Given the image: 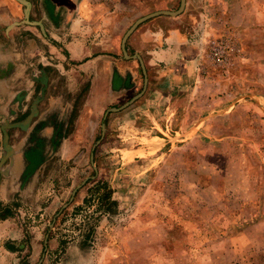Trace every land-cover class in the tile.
<instances>
[{
  "label": "rangeland",
  "instance_id": "374dc122",
  "mask_svg": "<svg viewBox=\"0 0 264 264\" xmlns=\"http://www.w3.org/2000/svg\"><path fill=\"white\" fill-rule=\"evenodd\" d=\"M123 2L136 17L178 5ZM184 10L203 46L187 103L162 121L166 127L147 124L155 113L141 119L147 127H129L115 114L122 108L108 112L89 143L69 145L68 159L53 154L59 144L43 143L38 122L7 140L2 262L264 264V0H187ZM9 29H0V42ZM212 46L220 63L210 58Z\"/></svg>",
  "mask_w": 264,
  "mask_h": 264
},
{
  "label": "crops",
  "instance_id": "0c3cea01",
  "mask_svg": "<svg viewBox=\"0 0 264 264\" xmlns=\"http://www.w3.org/2000/svg\"><path fill=\"white\" fill-rule=\"evenodd\" d=\"M23 1L22 13L17 0H0V29L10 28L8 39L0 42L1 137L6 123L17 122L9 119L21 113L15 120H22L35 103L36 114L26 127H5L7 140L38 122L43 143L59 144L61 150L53 154L70 158L74 153L70 144L84 145L95 137L106 106L123 104L140 91L142 74L138 61L130 57L134 53L145 70V87L115 114L124 115L129 127L157 123L162 129L163 120L184 108L185 90L191 77L198 75L197 57L203 46L202 32L190 28L184 15L187 0L178 15H157L138 24L124 42L129 58L119 47L123 33L137 18L127 12L123 2L127 0ZM19 14L29 21L25 18L26 24L16 26ZM22 31L33 39H18ZM181 91L183 95L176 96ZM149 113H155L154 122ZM143 117L149 118L146 125ZM150 140L157 143L160 138L154 135ZM8 253L0 247V257ZM0 264H5L2 258Z\"/></svg>",
  "mask_w": 264,
  "mask_h": 264
},
{
  "label": "water",
  "instance_id": "95a60500",
  "mask_svg": "<svg viewBox=\"0 0 264 264\" xmlns=\"http://www.w3.org/2000/svg\"><path fill=\"white\" fill-rule=\"evenodd\" d=\"M19 2L24 3L23 0H17ZM184 3L185 0H178V5L174 10H165V9H160V10H156V11H152L150 13H147L145 15L139 16L137 17L130 25L129 27L125 30V32L123 33L121 39H120V51L122 53V55L126 58H129L128 55H126V51L124 48V42L126 37L129 35V33L141 22L145 21L146 19L153 17V16H157V15H167V16H175L178 15L179 13H181V11L183 10L184 7ZM130 57L135 58L138 63H139V67L141 69V74H142V85H141V89L138 93H136L133 97H131L128 101H126L125 103L121 104L118 107H110L105 109L104 111V115L108 112H113V111H117L123 107H125L129 102H131L132 100H134L136 97H138L141 93V91L144 89L145 87V82H146V78H145V70L143 68V64L141 63V60L139 58V56L137 54H132L130 55ZM36 114V108H35V103H33V106L31 108V110L29 111V113L20 121L17 122H13V123H6L5 126H3V131H2V142H3V149H4V154L2 155V157L0 158V163L7 157V155L10 153V147L7 144V133L5 130V127H12V126H17L19 128H23L26 127L30 121V119ZM101 132L103 131V122H101Z\"/></svg>",
  "mask_w": 264,
  "mask_h": 264
},
{
  "label": "built area",
  "instance_id": "2783aa9c",
  "mask_svg": "<svg viewBox=\"0 0 264 264\" xmlns=\"http://www.w3.org/2000/svg\"><path fill=\"white\" fill-rule=\"evenodd\" d=\"M221 50L217 46H212L210 50V58L216 61L217 63H220L222 61L221 59Z\"/></svg>",
  "mask_w": 264,
  "mask_h": 264
}]
</instances>
